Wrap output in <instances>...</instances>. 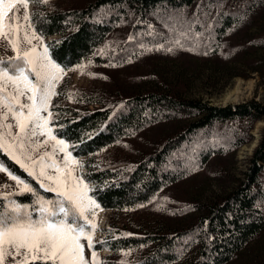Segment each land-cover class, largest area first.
I'll list each match as a JSON object with an SVG mask.
<instances>
[{"label":"trees","instance_id":"obj_1","mask_svg":"<svg viewBox=\"0 0 264 264\" xmlns=\"http://www.w3.org/2000/svg\"><path fill=\"white\" fill-rule=\"evenodd\" d=\"M31 6L33 25L43 39L47 38L45 43L49 45L52 59L66 71L81 63H106L109 58L104 50L98 49L99 45L127 18L131 20L121 43L124 48L112 56L111 62L121 61L125 52L133 55L165 39L170 42L178 39L189 49H200L206 54H227L230 43L226 37L245 31L248 19L256 17L263 23L260 29H264V0H93L81 8L47 9L45 4L38 3ZM190 6L193 8L188 12L186 9ZM263 35V30L251 37L242 35L229 56L238 58L253 50L264 43ZM250 67L261 73L258 66ZM62 81L57 85L59 94L53 97L55 134L75 145L70 150L84 164L83 175L95 189L91 195L101 208L113 211L146 202L160 189L177 181L186 164L180 156L173 155L174 149L180 148L178 141L165 140L158 150L143 154L127 165L101 164L95 153L162 119L201 114L182 130L179 142H185L186 147L198 142L201 135L210 138L214 135L212 128L219 124L234 125V133L222 143L208 142L205 147L197 148L189 162L192 159L201 164L211 155L236 149L247 142L250 125L260 119L264 121V106L254 100L212 106L152 89L126 96L107 95L105 91L98 92V96L97 92H81L68 103ZM0 163L13 174L29 180L45 197L54 198L53 194L39 189L35 181L1 153ZM263 168L264 125L243 177L228 194L207 205L181 229L165 231V228L141 226L136 232H126L113 226L99 239V245L109 251L101 261L120 264L121 260L113 257L116 253L136 250V258L124 261L126 264L226 263L264 230ZM14 198L22 204L33 201L30 194Z\"/></svg>","mask_w":264,"mask_h":264},{"label":"rangeland","instance_id":"obj_2","mask_svg":"<svg viewBox=\"0 0 264 264\" xmlns=\"http://www.w3.org/2000/svg\"><path fill=\"white\" fill-rule=\"evenodd\" d=\"M91 1L93 0H48L45 6L47 9L53 7L57 9L81 8ZM31 7L30 3V13ZM192 8L193 6H190L186 10L190 12ZM20 15H23V10ZM129 19L121 20L99 45L98 49L104 50L109 58L106 63L78 64L86 66L83 73L77 69L78 65L66 71L61 86L65 90V99L68 103L71 100L69 96L72 98L81 92H97L95 94L98 96V92L105 91L107 95L114 93L116 96H126L152 89L169 91L181 100L212 106H224L250 100L264 106V82L262 81L264 43L259 44L253 50L249 49L250 51L244 52L238 58L233 57V54L229 56L234 47L238 46L235 44L239 42L242 35L250 34L251 37L264 31L260 29L262 21L256 17L246 20L245 31L242 29L230 38L226 37V42L230 43L226 47L227 54L225 52L218 55L206 54L200 49L196 50L193 47L189 49L183 43L176 46L174 42L165 39L163 43L156 44L155 47H144L133 55L125 52L121 61L111 62L114 61L112 56L124 48L121 43L126 37L131 20ZM180 22L184 23L183 20ZM46 40L47 38H44V41ZM160 45L164 47L161 48ZM168 48H172L173 51H167ZM12 55L14 53L7 43L0 41V57L7 58ZM253 65L258 66L261 73L252 70L250 66ZM236 87L240 88L239 99L223 102L227 94L235 93ZM200 116L201 114L162 119L95 153V157L100 160L101 164L127 165L143 154L158 150L165 140H169V143L178 141L177 145L180 148L174 149L173 155L180 156L182 163L186 164L185 170L182 171L183 175L177 181L160 189L146 202L127 210L113 211L103 208L97 210L98 230L94 233V240L97 242L95 250L97 247L96 252L100 261L109 251L104 245H99V239L113 226L126 232H136L141 226L159 230L167 229L165 231L174 228L181 229L194 220L207 205L217 202L228 194L243 177L242 173L247 167V160L257 143L264 121L260 119L250 125L251 128L247 131V142L241 146L224 153L211 155L205 162L199 164L192 159L189 162L197 148L205 147L208 142L210 144L222 143L232 136L231 134L234 133L232 130L235 128L234 125L228 127V124H219L212 128L214 135L210 138L201 135L197 139L198 142H191L186 147L185 142H179L182 130L188 123ZM1 154L10 160L7 155ZM76 159L79 160V158ZM79 171L83 174V169ZM261 177L264 182V168ZM83 178L91 186L84 175ZM14 191H16L15 182L10 180L6 173L0 172V193ZM99 219L101 224H99ZM82 242L85 245L87 243V241ZM125 253L128 254L125 255ZM136 255V250H123L113 257L127 262L135 259ZM85 256L91 259V251L87 248H85ZM8 264H12V261L9 260ZM224 264H264V230Z\"/></svg>","mask_w":264,"mask_h":264},{"label":"snow or ice","instance_id":"obj_3","mask_svg":"<svg viewBox=\"0 0 264 264\" xmlns=\"http://www.w3.org/2000/svg\"><path fill=\"white\" fill-rule=\"evenodd\" d=\"M30 3L48 0H0V41L14 53L0 57V153L54 198L0 163V172L16 188L0 193V264H106L95 250L96 213L101 208L91 195L95 189L79 171L84 164L70 150L75 145L59 138L53 127V97L66 70L52 59L49 45L33 25ZM85 67L77 69L83 73ZM25 194L33 197L31 204L14 198ZM85 248L91 251L90 260Z\"/></svg>","mask_w":264,"mask_h":264},{"label":"bare ground","instance_id":"obj_4","mask_svg":"<svg viewBox=\"0 0 264 264\" xmlns=\"http://www.w3.org/2000/svg\"><path fill=\"white\" fill-rule=\"evenodd\" d=\"M239 89H240L239 87H236V90H234V92H235L234 94H227L225 96V98L223 99V102L235 101V100L239 99V95H240ZM254 135H256V134H254ZM100 219H99V224H101V220Z\"/></svg>","mask_w":264,"mask_h":264}]
</instances>
